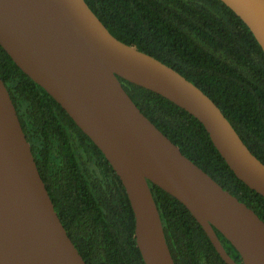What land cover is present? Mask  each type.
Returning <instances> with one entry per match:
<instances>
[{
    "label": "water",
    "instance_id": "water-1",
    "mask_svg": "<svg viewBox=\"0 0 264 264\" xmlns=\"http://www.w3.org/2000/svg\"><path fill=\"white\" fill-rule=\"evenodd\" d=\"M264 51V0H222ZM0 44L101 149L135 215L145 264H176L150 182L181 201L227 264H264V220L188 158L121 78L194 115L236 176L264 196V163L221 108L173 67L115 37L86 0H0ZM217 230L242 257H232ZM0 264H87L41 176L0 76Z\"/></svg>",
    "mask_w": 264,
    "mask_h": 264
},
{
    "label": "trees",
    "instance_id": "trees-1",
    "mask_svg": "<svg viewBox=\"0 0 264 264\" xmlns=\"http://www.w3.org/2000/svg\"><path fill=\"white\" fill-rule=\"evenodd\" d=\"M109 31L173 67L221 108L264 163V51L222 0H86ZM0 76L55 208L87 264H145L127 191L104 153L0 44ZM141 111L193 162L264 220V196L240 180L204 125L166 97L124 78ZM176 264H227L176 197L150 182ZM217 233L228 253L242 257Z\"/></svg>",
    "mask_w": 264,
    "mask_h": 264
}]
</instances>
